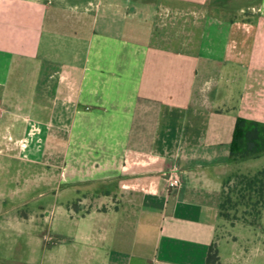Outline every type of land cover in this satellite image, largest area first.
I'll list each match as a JSON object with an SVG mask.
<instances>
[{"label":"crops","instance_id":"crops-1","mask_svg":"<svg viewBox=\"0 0 264 264\" xmlns=\"http://www.w3.org/2000/svg\"><path fill=\"white\" fill-rule=\"evenodd\" d=\"M259 1L0 0V264H264V201L219 214L236 118L264 122Z\"/></svg>","mask_w":264,"mask_h":264},{"label":"rangeland","instance_id":"rangeland-1","mask_svg":"<svg viewBox=\"0 0 264 264\" xmlns=\"http://www.w3.org/2000/svg\"><path fill=\"white\" fill-rule=\"evenodd\" d=\"M224 3H222L221 6H228L231 10L228 12L227 16L224 18H227V23H230L232 21L235 23L238 21L240 16L243 12H249L251 13V7H257L260 3L259 0H223ZM205 5V4H204ZM203 5V6H204ZM252 36L253 34H250V37L248 38V42L250 45H252ZM237 38L240 37L239 35L236 36ZM4 162V161H3ZM10 170H12L11 167H8ZM25 172L26 170L31 169L33 171H36L37 168L33 166H29V164H25ZM264 169V156L258 159H252L247 162H244L240 164L239 168L233 171V173L227 178L225 183L229 181L227 184L224 183V194L221 193V203L222 208L220 211H222L223 216L222 219H225L227 221H246V222H256V220L259 218L260 214H258V211L261 212V209L257 206H254V203L256 202L257 198L252 191H248L245 189V184H238V179L236 180L235 177L239 175L244 176H253L258 171H261ZM243 171V172H242ZM3 174L0 173V187L4 188L7 186H14L15 183L11 182L10 179L7 177L6 168H4ZM245 172V173H244ZM248 172V173H247ZM27 173L25 174V180L23 185H29L32 186L31 179H28ZM30 180V181H29ZM18 185H22L21 182L18 183ZM241 191V193H240ZM240 193V194H239ZM244 196V197H241ZM5 233V232H4ZM13 234V231H12Z\"/></svg>","mask_w":264,"mask_h":264},{"label":"trees","instance_id":"trees-1","mask_svg":"<svg viewBox=\"0 0 264 264\" xmlns=\"http://www.w3.org/2000/svg\"><path fill=\"white\" fill-rule=\"evenodd\" d=\"M264 155V122L254 121L246 119L244 117H237L234 129L232 133V139L230 143L228 163L237 164L247 160L259 158ZM235 179L238 184H245V189L252 191L256 195V202L254 206L262 208L264 201V169L258 171L253 176H236ZM227 181L225 184H227ZM223 186L222 192L224 194ZM241 193V191H240ZM239 193V194H240ZM241 197H244L241 195ZM220 205L219 210H221ZM261 212L258 211V214ZM220 216H223L222 211L219 212ZM207 264H218V254L216 244L213 242L209 246L207 258Z\"/></svg>","mask_w":264,"mask_h":264},{"label":"built area","instance_id":"built-area-1","mask_svg":"<svg viewBox=\"0 0 264 264\" xmlns=\"http://www.w3.org/2000/svg\"><path fill=\"white\" fill-rule=\"evenodd\" d=\"M167 177V187L169 190L176 189L180 186V179L174 171H170L166 175Z\"/></svg>","mask_w":264,"mask_h":264}]
</instances>
